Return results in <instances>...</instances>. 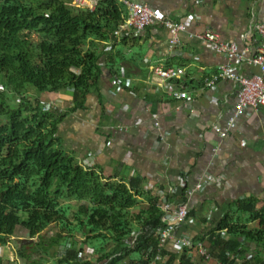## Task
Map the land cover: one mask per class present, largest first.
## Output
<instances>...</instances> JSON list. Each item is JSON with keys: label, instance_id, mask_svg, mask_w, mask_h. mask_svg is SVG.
Masks as SVG:
<instances>
[{"label": "crops", "instance_id": "crops-1", "mask_svg": "<svg viewBox=\"0 0 264 264\" xmlns=\"http://www.w3.org/2000/svg\"><path fill=\"white\" fill-rule=\"evenodd\" d=\"M128 1L175 22L190 14L194 18L176 44H171L172 33L161 23L148 25L139 36L125 30L112 42L101 44L100 89L87 96L82 109L71 112V90L41 95L45 106L52 103L66 116L58 130L64 149L107 177L141 179L153 195L165 194L176 204H187L189 219L179 231L194 239L212 231L238 202L254 199L257 209L264 211V106L241 114L230 127L238 85L224 78L214 87L206 84L222 64L233 65L243 76L260 74V67L249 59L262 45L255 23L264 22V0ZM208 29L217 32L221 41L237 43L245 58L230 59L190 36ZM157 66L179 67L182 75L178 80H161L154 74ZM177 81L185 83L181 89L188 93L187 100L166 94L169 86L180 89ZM215 125L227 130V136ZM207 175L213 179L190 195ZM141 200L140 208L149 209V201ZM49 227L46 237L54 234H48ZM38 241L39 236L31 237L18 227L16 235L0 245V264H52V258L61 257H53L57 245L50 247L52 255L40 248L35 251ZM23 245L29 247L28 254L35 251L30 259L20 256ZM250 248L253 251L256 245ZM167 249H173L171 241Z\"/></svg>", "mask_w": 264, "mask_h": 264}, {"label": "trees", "instance_id": "trees-1", "mask_svg": "<svg viewBox=\"0 0 264 264\" xmlns=\"http://www.w3.org/2000/svg\"><path fill=\"white\" fill-rule=\"evenodd\" d=\"M71 4L0 0V245L21 225L39 236L35 251L50 255L51 246L65 247L57 263L145 264L161 249L160 196L146 191L141 179L117 180L82 165L58 136L66 116L59 108L46 110L41 96L71 90V112L82 109L100 89V45L114 40L130 10L123 0H100L94 10ZM142 198L149 209L140 208ZM52 224L57 231L46 237ZM191 239L193 247L180 252L166 245L160 264H195L200 243L210 259L200 255L196 264H264V211L254 199L238 202L212 231ZM28 248L20 249L26 260L35 253ZM81 251L91 252L81 257Z\"/></svg>", "mask_w": 264, "mask_h": 264}, {"label": "built area", "instance_id": "built-area-1", "mask_svg": "<svg viewBox=\"0 0 264 264\" xmlns=\"http://www.w3.org/2000/svg\"><path fill=\"white\" fill-rule=\"evenodd\" d=\"M130 10L129 18L118 27L114 36L119 37L125 30H134V33L138 36L142 30H144L148 25L161 23L165 25L170 32L172 37L170 39L171 44H176L180 42L179 33L187 31L190 23L192 22L194 16L192 14L188 15L184 21L175 22L162 15L159 11H155L146 5L140 4L138 2H129L128 0H123ZM100 0H73L72 6L78 8H89L94 10ZM256 31L261 35L262 45L260 51L257 55L250 58L249 61L253 65L260 67V74L253 75L250 77L238 74V71L233 65L222 64L217 76L212 79H207L206 84L208 87H214L218 83L219 79H231L238 85L237 92V103L235 106L234 116L231 118L229 126L234 127L235 121L241 114L254 113L259 110L260 107L264 106V22L255 23ZM190 36L196 38L202 42L205 46L214 48L223 54H225L230 59H244L245 50L241 49L239 45L235 42H224L220 40L219 34L213 30H205L203 32H191ZM154 74L164 81L178 80L182 75V69L174 66H157L154 67ZM166 94L176 100L184 101L188 98V93L182 89L175 88L174 86L167 87L165 91ZM52 103L46 104V110L55 109ZM58 109V108H57ZM62 109V108H61ZM156 126H160L156 122ZM214 129L222 134L223 137L227 136V130H223L220 125H215ZM212 176H204L200 179L196 188L189 192L190 195L196 190H200L206 183L212 180ZM159 206L163 210L162 222L164 223L163 230L161 231V249L156 253L155 257H152L148 263L145 264H160L164 261L163 250L169 241L172 242L173 250L182 251L183 249L192 248L191 237L181 234L179 235L178 230L184 224L188 222L189 219V208L187 204L180 203L176 204L168 198L167 195L161 194L159 198ZM141 232H137L129 240L131 245H134L139 238ZM198 251L201 256L205 257L208 261L210 256L207 249L203 244L198 245ZM91 251L80 252V256L89 255Z\"/></svg>", "mask_w": 264, "mask_h": 264}, {"label": "rangeland", "instance_id": "rangeland-1", "mask_svg": "<svg viewBox=\"0 0 264 264\" xmlns=\"http://www.w3.org/2000/svg\"><path fill=\"white\" fill-rule=\"evenodd\" d=\"M73 1V0H72ZM0 89H2V85H1V80H0ZM31 92H32V94L34 93L35 94V92L36 91H34V90H31ZM53 100V99H52ZM67 202V201H66ZM69 203H71V204H77V201L76 200H72V201H69ZM23 217H25L24 215H23ZM57 228H58V226L56 225V224H52L50 227H49V229L50 230H48V234L50 235V234H52V233H54L55 232V230H57ZM19 229L21 230V229H25L23 226H19ZM26 230V229H25ZM24 234H26V233H24ZM24 234H22V235H24ZM73 240V238H71L70 239V241H72ZM68 246V245H67ZM62 248H65V247H62ZM62 248H59V247H57L56 248V250H53L54 252H56L57 253V255H60V254H62ZM53 249H55L54 247H53ZM58 251V252H57ZM198 257H197V263H199L200 262V260H201V256H200V254L199 255H197ZM53 259V261H52V264H57V261H56V258H52Z\"/></svg>", "mask_w": 264, "mask_h": 264}, {"label": "water", "instance_id": "water-1", "mask_svg": "<svg viewBox=\"0 0 264 264\" xmlns=\"http://www.w3.org/2000/svg\"><path fill=\"white\" fill-rule=\"evenodd\" d=\"M32 240H33V239H25V242H26V241H32Z\"/></svg>", "mask_w": 264, "mask_h": 264}, {"label": "bare ground", "instance_id": "bare-ground-1", "mask_svg": "<svg viewBox=\"0 0 264 264\" xmlns=\"http://www.w3.org/2000/svg\"><path fill=\"white\" fill-rule=\"evenodd\" d=\"M200 244H203V243H200Z\"/></svg>", "mask_w": 264, "mask_h": 264}]
</instances>
